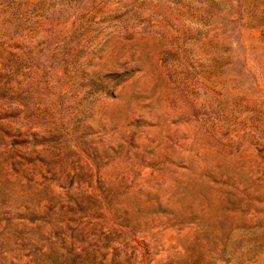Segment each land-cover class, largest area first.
I'll return each instance as SVG.
<instances>
[{
    "label": "rangeland",
    "instance_id": "obj_1",
    "mask_svg": "<svg viewBox=\"0 0 264 264\" xmlns=\"http://www.w3.org/2000/svg\"><path fill=\"white\" fill-rule=\"evenodd\" d=\"M0 264H264V0H0Z\"/></svg>",
    "mask_w": 264,
    "mask_h": 264
},
{
    "label": "trees",
    "instance_id": "obj_2",
    "mask_svg": "<svg viewBox=\"0 0 264 264\" xmlns=\"http://www.w3.org/2000/svg\"><path fill=\"white\" fill-rule=\"evenodd\" d=\"M130 73V71H126V72H124L123 74H122V76H124V75H126V74H129ZM111 76H113V75H111ZM114 76H117V75H114Z\"/></svg>",
    "mask_w": 264,
    "mask_h": 264
}]
</instances>
